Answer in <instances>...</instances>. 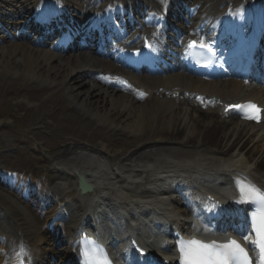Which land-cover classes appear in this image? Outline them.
<instances>
[{
  "label": "bare ground",
  "instance_id": "bare-ground-1",
  "mask_svg": "<svg viewBox=\"0 0 264 264\" xmlns=\"http://www.w3.org/2000/svg\"><path fill=\"white\" fill-rule=\"evenodd\" d=\"M27 1L31 0H2L5 6L1 9L18 13L19 19H24L23 5ZM34 1L35 4L38 2ZM144 1L148 13L142 14L138 10L144 19L137 23L157 43L154 51L158 55L165 56L167 47L176 50L170 58L172 61L181 60L180 51L185 48L182 40L175 41V32H183V37L188 39L198 29L202 30V38L211 37L217 25L219 31L220 18L216 12L222 6H225L223 9L237 8L229 15L234 22L251 14L253 17L243 24H251L253 31H263L257 24L264 20V0H194L199 9L188 15L187 23L184 15L179 13V7L184 4L181 0H168L171 7L166 12L158 7L156 0ZM110 6L114 8L113 4ZM149 11L152 14L160 12L159 21L155 22ZM80 13L82 17L72 21L74 33L89 32V36L100 34L104 38L108 34L103 28L97 29L98 26L100 28L103 24L116 29L120 23L111 18L112 15L102 13L94 18L84 14L83 10ZM147 15L153 19L151 23L146 22ZM116 16L123 17V21L130 19L126 12L116 13ZM167 16L177 18L176 30L171 23L167 25ZM15 21L12 28L17 30L22 22L15 24ZM28 23L30 20H24L23 26ZM46 27L40 23L36 32L39 38ZM49 29L50 32H59L52 27ZM203 32L205 34H201ZM23 35L14 32L10 37L0 26V73L11 79L10 82L16 78L38 81L36 84L31 81L26 85L17 84L29 98L40 97L49 87H64L68 97L85 111L83 115L77 112L71 121L81 127L84 125L89 134L100 132L98 144L92 146L91 143L64 140L54 161L45 164L58 171L61 174L58 179L62 181L74 180L77 185L78 173L86 177L90 185L84 194H77L76 188L66 189L55 181L47 183L43 177H28L26 183L11 177L4 183L0 178V186H8L6 192L0 189V264H52L55 260L61 261L60 264H72L75 256L69 251L77 249L72 238L77 237L82 226L92 229V224L97 223L104 226L107 234L110 230L117 234L106 236L99 230L97 233L105 240L115 236L124 238L126 232H132L126 226L129 218L139 217L138 220L142 221L136 228L139 233L147 228V223L142 220L145 217L146 220L157 217L165 227L167 220L175 224L187 222L190 209L185 200L191 203L204 199L205 193L217 196L216 203L231 204L229 188L224 185L238 173L264 186V123L235 120L225 109L227 104L242 98L256 99L264 105V88L235 79L210 81L196 78L183 70L166 73L157 68L159 58L136 65L139 75L129 68L117 66L108 56L109 59H101L98 47L63 52L54 41L47 46L33 45ZM92 72H97L99 80L92 79ZM105 74L129 79L131 89L123 92L113 84H104L102 75ZM3 79L6 78L0 76V96L9 100L7 97H10L12 86H7ZM195 93L204 95L203 102ZM92 97H96V101ZM210 97L218 101L211 105L207 101ZM203 104L207 106L203 108ZM69 109L70 106L57 95L49 105L36 107L34 116L43 115L44 118L33 117L31 122L45 127L48 125L44 120L48 119V124L55 125L61 116H67ZM2 119L0 113V127ZM88 119L112 131L93 130ZM156 128L161 130L153 138L150 132ZM39 134L36 133V137L41 139ZM111 140L120 146V152L110 151ZM93 162L99 165H91ZM177 187L184 191L183 196L172 195ZM33 190L37 195L33 198L35 203L41 200L38 210L28 203L31 200L27 194ZM48 203L53 207L43 214V206L48 207ZM57 208L59 212H56ZM61 219L65 222L57 233V223ZM114 219L117 221L111 226L109 221ZM64 230V243L69 248L65 255L54 247L56 237ZM127 240L124 239V243ZM146 240L152 245L151 236ZM159 254L155 252L154 256L160 257ZM165 258H171V255Z\"/></svg>",
  "mask_w": 264,
  "mask_h": 264
},
{
  "label": "rangeland",
  "instance_id": "rangeland-1",
  "mask_svg": "<svg viewBox=\"0 0 264 264\" xmlns=\"http://www.w3.org/2000/svg\"><path fill=\"white\" fill-rule=\"evenodd\" d=\"M58 93L62 94L64 99L67 101H65L64 99L62 100L65 101L71 107L68 110L67 116H61L55 125L48 124L50 123V120L46 119L44 120V123L46 122L48 126L45 127L40 123H38L37 125V124H33L32 122H28V118H32L33 115L35 114L33 112L35 106L36 107L40 106L41 104L47 101L50 102L52 98ZM4 97L5 96L3 95L0 97V99H3ZM92 99H95L96 101L97 98L92 97ZM26 101L27 98L25 96L17 97L12 101V103L7 99L3 101L0 100V113L1 116H4V118L2 119V122L4 123L0 127V160L2 158L4 163L1 162L2 160L0 161V169L5 168L8 170L10 169V170L19 171L20 170L19 167L21 166L22 171L26 170V172H34L36 168L35 165L36 161L34 156L37 155L36 153L45 155V158H43V160L42 158L40 159V163L42 165H45L46 162L48 163L51 162L53 159H55V157L59 152L60 149L59 145L61 144L62 139L64 140L67 139L69 142L72 141H81L83 143L90 142L91 146L96 145V142L98 141V134L100 131L99 130L95 131L94 135L89 134L88 133L89 130L84 125H82L81 127V125L79 126L78 123L71 121V118L75 117V115H77V112L83 113L84 111L78 110V108H75V106L72 103H70V101L72 100L69 101V98L66 96L64 89H62V87L49 88L45 92V94L40 96L39 100L35 101V99L33 100L29 99L30 104L26 103ZM20 106H22V108H20ZM23 107H28V110H26V108L24 109ZM15 115L21 118L19 119L15 117ZM13 118H14V122H11ZM25 119L27 120L26 123H25ZM16 121H18L19 127L13 126V124ZM92 125L93 128H95L94 122L92 123ZM56 126H58V128ZM74 127L77 129L74 130ZM105 128L106 127L100 125L98 129L106 131ZM106 129H109L108 132L112 131L111 128H106ZM160 130H161L160 128H156L155 130H152L150 132L151 137L155 138ZM36 133L38 134L40 133L42 135V138L38 139V137H36ZM24 140L29 141V145L27 146L28 149L19 148L23 146ZM2 143L4 144L6 143L7 145H9V150L6 149L7 151H3V149L7 148L8 146ZM109 147L112 153L121 151L120 146L113 144L112 140L109 142ZM39 168L43 169V166L40 165ZM48 173L52 174V177L50 176L51 179L49 178L50 179L49 181L46 179L47 182L53 183L55 181L58 184H60V186L65 187L66 189H69V187L72 189L76 188V182L74 180H71L70 182H66L58 179V172H56L53 168H50Z\"/></svg>",
  "mask_w": 264,
  "mask_h": 264
},
{
  "label": "snow or ice",
  "instance_id": "snow-or-ice-1",
  "mask_svg": "<svg viewBox=\"0 0 264 264\" xmlns=\"http://www.w3.org/2000/svg\"><path fill=\"white\" fill-rule=\"evenodd\" d=\"M249 109L255 113L259 111L255 105H249ZM240 192V199L237 203H252L259 206V215L253 213L251 230L256 234V242L253 247L258 249L259 264H264V192L258 188L236 181ZM247 240V237H244ZM180 252L183 257V264H252L248 251L245 250L236 240L225 244L203 243L199 240L182 242Z\"/></svg>",
  "mask_w": 264,
  "mask_h": 264
}]
</instances>
